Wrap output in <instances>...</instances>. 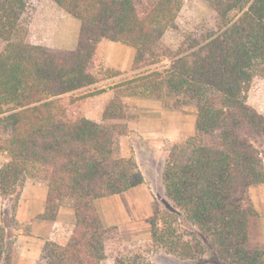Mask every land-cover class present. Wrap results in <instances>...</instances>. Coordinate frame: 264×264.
I'll return each mask as SVG.
<instances>
[{
  "label": "trees",
  "instance_id": "obj_1",
  "mask_svg": "<svg viewBox=\"0 0 264 264\" xmlns=\"http://www.w3.org/2000/svg\"><path fill=\"white\" fill-rule=\"evenodd\" d=\"M51 1L79 22L72 50L26 42L27 0H0V153L7 157L0 197L33 178L47 184L40 219L54 221L72 202L68 241L45 242L43 263L102 264L107 247L119 245L117 227L102 225L95 201L143 183L135 161L120 155L119 139L128 132L126 97L157 98L169 110L188 103L196 108L193 134L171 147L161 176L167 198L198 238L184 240L161 218L151 224L152 247L181 259L204 255L213 264H264V243L252 238L258 213L249 195L264 184L257 147L264 146V115L247 103L264 68V0H204L206 17L176 51L162 37L183 0ZM102 40L132 48L131 70L138 74L112 87L96 122L74 93L100 80ZM164 59L168 68L148 72ZM166 97L176 98L172 107ZM172 224L180 226L176 219ZM0 264H10L1 243ZM114 264L150 263L116 256Z\"/></svg>",
  "mask_w": 264,
  "mask_h": 264
},
{
  "label": "rangeland",
  "instance_id": "obj_2",
  "mask_svg": "<svg viewBox=\"0 0 264 264\" xmlns=\"http://www.w3.org/2000/svg\"><path fill=\"white\" fill-rule=\"evenodd\" d=\"M27 3L30 24L25 35L23 34L26 42L60 53L69 51L68 48L73 44L77 29L73 17L56 6L51 0H27ZM207 13L208 8L204 0H183L175 21L162 37L163 43L172 51H176L185 36L200 24ZM237 17V13L230 15L231 20H235ZM76 22L78 25V21ZM103 50L105 48L100 51L96 65V74L100 80L74 93V96L83 97L80 102H82L84 114L96 122H100L102 112L109 103V98L113 96L112 87L135 76L128 75L127 72H120L121 74L118 76L112 77L109 71L115 70L105 66ZM169 66L170 60L164 59L148 69V72L161 71ZM141 73L146 72L141 71ZM100 89L105 92H100ZM74 96L72 95V97ZM175 99V97L165 98L166 101L170 102L171 107ZM122 101L126 104V116L128 118V132L122 140L123 152L127 154L126 159H133L131 152L134 153L146 182L143 181L142 186L135 188V190L95 201L102 225L104 227L116 226L120 234L119 245L110 244L107 247L106 260L102 264H114L116 256L137 257L140 261H148L150 264H213L204 255H197L196 259H181L162 250L157 251L151 245V224L158 223L161 218H166L167 224L170 226L169 230L175 229L177 234L184 236V240L190 241L191 237L198 238L195 229L186 224L167 198L161 176L171 147L183 144L194 132L196 116L194 104H182L176 110H169L157 98L124 97ZM247 103L264 115V68L258 72L251 83L247 93ZM257 147L264 164V146L257 144ZM129 154L130 156H128ZM6 161V155L0 153V168ZM27 182L38 183L43 181L28 178ZM21 190H17L10 197H0L5 204L0 226L2 252H5V245L9 247L15 242L17 232L22 231L23 234L29 232V225L17 222L15 209L14 211L11 209L13 205H17ZM249 195L251 201L254 200L253 206L258 213L252 238L254 243H264V233L261 227L262 223L264 224V184L250 188ZM69 211L73 212L72 202L66 201L58 224V226L61 225L62 229L59 236L61 242L67 239L70 230L73 228L74 219ZM175 219L180 226L176 227L172 224ZM55 226L53 224V227ZM11 260L13 262V259H10V264L12 263Z\"/></svg>",
  "mask_w": 264,
  "mask_h": 264
},
{
  "label": "crops",
  "instance_id": "obj_3",
  "mask_svg": "<svg viewBox=\"0 0 264 264\" xmlns=\"http://www.w3.org/2000/svg\"><path fill=\"white\" fill-rule=\"evenodd\" d=\"M73 20L77 26V29H76V34L74 36L73 44H71V46L68 48L69 50L74 49L77 42L78 31H79V22L77 25L76 22L77 20L74 18ZM103 48H105V50H103L102 53L103 61L105 62V66L107 68L122 73L127 72L128 75H136L138 73L136 71L131 70L133 57H134V50L132 48L122 45L120 43H113L107 40H102L99 43V53ZM109 97H111V95H109ZM110 99L111 98H109V101ZM143 135L145 136L146 134ZM123 137L119 139L120 155L121 157L125 158L127 157V154L123 152V147H122ZM131 155H133V160L136 163L137 158L134 156V153L131 152ZM128 156H130V154ZM136 164L137 166L139 165L138 162ZM142 176L144 175L142 174ZM143 181L146 182V179L145 180L143 179ZM25 184L21 188L22 190L20 192V197L18 198L17 205L15 207V220L25 225L28 224L29 232L25 234H23L22 231L17 232L15 242L11 244L9 247L5 245L4 247L5 252H3V255L8 260L13 259V262L11 260L13 264H40L41 262H43L41 260V249L44 243L50 241L57 243L59 245L66 244L73 228L70 230L67 239L64 242H61L59 236L62 229H61V225L58 226V224L60 223L59 218L62 215V210L64 206L59 210L57 217L55 218L54 221H45L40 219L39 216L43 213L44 210V204L47 195V184L43 182H38V183L27 182ZM140 186H142V184L130 190L131 191L135 190V188H138ZM252 202L253 204H255L253 199ZM4 207L5 204L0 198V226L2 224ZM69 214L74 219L73 212L69 211ZM53 224H55L56 226L53 227ZM261 227H262V232L264 233L263 223Z\"/></svg>",
  "mask_w": 264,
  "mask_h": 264
}]
</instances>
